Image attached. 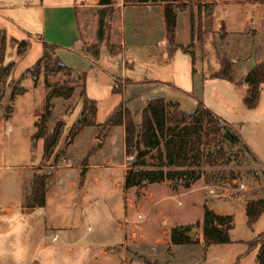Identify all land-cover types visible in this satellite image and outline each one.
<instances>
[{
    "label": "rangeland",
    "instance_id": "obj_1",
    "mask_svg": "<svg viewBox=\"0 0 264 264\" xmlns=\"http://www.w3.org/2000/svg\"><path fill=\"white\" fill-rule=\"evenodd\" d=\"M74 1L0 0V42L4 38L5 65L11 73L0 100V264H231L238 254L237 245H216L205 252L206 247L198 242L201 225L195 212L208 198L225 199L224 190L232 199L264 200V167L245 153L242 140L240 145L224 144L223 158L214 163L204 152L195 160L180 158L173 167L165 165L161 145L160 151L153 150L146 157L149 170L193 172L197 178L189 181V190L182 188L181 180L126 189L124 178L131 158L124 152L122 125L105 131L84 127L72 141L68 133L81 118L84 75L86 97L96 105L94 114L88 108L86 121L94 119L101 124L120 105L122 113L139 124L146 101L163 97L187 112L201 104L232 131L233 126L244 123L243 133L256 137L264 149V86L258 106L248 110L234 85L212 78L230 53L236 59L243 51L254 54L260 50L264 57V26L258 35L223 46L226 28L214 8L207 5L205 19L193 12L191 38L190 26L185 23L187 12L199 4L191 0L175 11H184L169 47L176 50L171 59L162 61L155 48L162 38L166 46L169 44L160 22V4L132 8L123 0H111L110 6L102 9L98 0H76L85 6L75 13L78 38L74 51L92 61L80 71L74 54L61 52L59 58L58 51H49L73 70L52 73L42 57L44 36L38 7ZM245 1L229 0L233 4ZM101 10H105V27L99 42L97 18ZM147 50L154 53L148 55ZM95 51L99 53L97 60L92 57ZM100 56H104L101 63ZM109 58L111 63L107 64ZM193 68L197 71L194 75ZM235 79L237 86L243 82V77ZM61 86L73 88L69 97L48 98L53 88ZM112 89L119 94H113ZM47 112L46 135L54 130L60 133L49 159L44 156L42 139L36 138L39 122ZM33 176L45 179L42 207L30 208L24 200ZM208 188H213L215 195H210ZM135 213L142 215L141 220H134ZM182 216L188 221H181ZM126 217L133 219L124 226ZM186 227L193 233L191 243L173 245L171 230ZM243 228L242 220L236 218L232 237H241Z\"/></svg>",
    "mask_w": 264,
    "mask_h": 264
},
{
    "label": "trees",
    "instance_id": "obj_2",
    "mask_svg": "<svg viewBox=\"0 0 264 264\" xmlns=\"http://www.w3.org/2000/svg\"><path fill=\"white\" fill-rule=\"evenodd\" d=\"M191 0H123L124 4H164L163 17L165 23V31L169 47L173 45V36L176 28V10L187 5ZM108 7V6H107ZM103 7L102 9H106ZM105 10H101L97 18V40L103 39L105 27ZM193 22L190 23V37H193ZM43 49L42 57L45 59V67L52 73L66 72L73 73V70L61 63L56 56L53 58L49 55V51H56V46L45 41L41 42ZM5 40L0 42V100L3 92L8 87L9 65H5ZM175 49V46L173 50ZM98 51L93 52V59L97 60ZM231 62L223 58L220 62V69L212 75L213 79L224 80L230 84H235L232 75ZM40 62L36 63V71ZM84 75L81 76L82 86L80 89V98L83 104L81 118L78 119L70 128L68 140L72 141L84 127H97L105 131L117 125L124 128V152L131 162L128 164V171L124 178V187L141 188L146 184H155L164 181L177 182L182 181V188H189V181H194L197 177L193 172L186 170L167 171L162 168L157 170H149V164L146 157L153 150H159L162 145L164 149V159L167 167L178 165V159L186 158L195 160L200 154L208 157L209 162L214 163L218 158H223L221 151L223 145L234 146L243 144L241 139L232 131L231 127L206 110L203 105L199 104L192 112L183 111L179 104L167 102L163 97L151 98L146 101L145 108L141 114L139 124L134 123L129 114H123L120 105L116 107L107 119L96 124L94 119L85 120L88 108L92 109L94 114L96 105L93 101L86 97L84 89ZM244 83L247 85L246 96L243 103L248 110L257 107L262 86H264V62L255 65L245 76ZM73 88L61 86L53 88L48 98L63 97L67 98ZM113 94H119L114 89ZM47 112L41 118L39 125L40 131L36 138L43 141V152L45 158L51 157L57 143L60 133L54 130L50 135H46ZM204 132L201 136L200 133ZM245 153L252 155L249 149L243 144ZM160 151V150H159ZM45 195V179L39 176H33L30 191L24 200L28 207H42ZM264 212V200H250L246 205V225L251 228ZM232 229L231 216L216 215L205 206L202 208V240L201 244L208 248L212 245H226L230 243L229 231ZM189 228H173L170 232V240L173 245L181 246L191 243L186 236ZM258 249L256 261L257 264H264V234L258 235L250 243H248V251Z\"/></svg>",
    "mask_w": 264,
    "mask_h": 264
},
{
    "label": "crops",
    "instance_id": "obj_3",
    "mask_svg": "<svg viewBox=\"0 0 264 264\" xmlns=\"http://www.w3.org/2000/svg\"><path fill=\"white\" fill-rule=\"evenodd\" d=\"M197 1L199 4L195 6L194 10L192 11L191 8L190 10H188L187 20L185 23H187L188 26H190V23L194 22V15H193L194 11L196 16L200 13L201 16L200 19L202 20V17L204 18L203 14H204L205 6L209 5V8H211L212 6L214 8L213 12L219 17H221L219 20L226 28L225 30L226 35L224 36V39L221 40L223 41V46L228 44V42L229 43L232 42L233 40H242V39L245 40L247 36L258 35L260 33V30H262V27L264 26V3H261L257 0L254 1L247 0L240 4L230 3L229 0H197ZM188 3L189 2H187V5H189ZM126 5L127 6L129 5L132 8H139V7L149 8L151 6H154L155 4L147 3V4H126ZM160 5L162 7L160 22L162 26L165 27L164 17H163L164 4H160ZM83 6L85 5L82 6L78 5L75 0L73 3H68V4L40 5L38 7V9L40 10V16H39L41 23L40 25L44 36L43 39H41V42L46 41L49 44L55 45L57 48L56 52L58 51V53L56 54L58 56L59 53L61 52H69L74 54L79 59L78 62L80 69L78 70L80 71H84L82 69L85 66L90 67V63H89L90 59L74 51V46L76 45L78 38V28L76 25L75 13L78 8ZM187 8H189V6ZM209 11H210L209 14L212 13V10ZM183 12L176 13V24L177 22H179V16L183 14ZM231 13H233V16L231 15ZM200 22L201 21H197L196 23L199 24ZM248 26H249V33L247 34L246 32L248 30ZM55 34L58 36V38L55 37ZM218 44L221 45L222 43H220L219 41ZM175 50L176 49L170 50L168 54V46H166V40L164 38L160 39L158 43V47L155 48V51H158V54L160 55L162 61H168V57L171 59V57L174 55ZM152 53L154 52H150L147 50L148 55H151ZM240 55L241 56H239L238 58L233 59L234 58L233 54L230 53V57L228 58L233 65L234 81L235 82L237 81V79H235L237 77L238 78L243 77V82L241 83V85L237 86L236 84H232L234 85L235 89H237V91L241 93L242 95L241 100L243 101V98L246 96V92L248 88L247 85L244 83V78L255 65L264 62V57L262 56L260 50L255 51L254 54L243 51L240 53ZM165 57L167 59H165ZM102 58H104V56H100V63L101 61H103ZM248 60H250L248 65H245L248 62ZM98 63L99 62L94 63V65H97ZM106 63L107 64L111 63V59L106 60ZM91 68L97 69L96 66H93ZM240 69H242L241 73H239ZM100 70H102L103 72V68ZM97 71H99V69ZM196 72L197 71L195 70V68H193V75ZM202 79L204 80L203 77ZM237 126L238 127L233 126V128L235 129L234 131L236 133L238 132L237 133L238 136L245 144V146L249 149L250 153L258 161V163H260L262 167H264V149L261 148L256 143V137L250 138L249 136L247 137L243 133V131L246 129L244 123H238ZM186 190L189 189L187 188ZM222 196L225 199L214 200V198H208L207 200L202 201L201 204L199 203L200 205L203 204L201 208L200 207L196 208L195 215L197 216L199 224L201 225L200 232L198 234L199 244L201 243L202 240V208L205 206L207 209H209L216 215L231 216L232 218V229L229 231L228 234L230 243L228 245L231 244L237 245L238 254L236 255V258L231 264H241V261H245L249 259L251 260L249 262L250 264H257L256 257H257L258 249L248 251V243H250L258 235L264 234V212L261 214L258 220L252 225V227L248 228L246 225L247 218L245 211H246L247 202L250 200H240L234 198L232 199V197L228 193V190H224ZM197 199L200 201L199 197H197ZM186 213H188L187 215H190L189 212ZM186 217L182 216L181 221L183 222L188 221V218ZM236 218H240L242 220V225L244 226L243 231L240 233V235H238L241 237H232V234L235 230ZM213 246L216 245L209 246L208 248L205 249V252L209 251Z\"/></svg>",
    "mask_w": 264,
    "mask_h": 264
},
{
    "label": "built area",
    "instance_id": "obj_4",
    "mask_svg": "<svg viewBox=\"0 0 264 264\" xmlns=\"http://www.w3.org/2000/svg\"><path fill=\"white\" fill-rule=\"evenodd\" d=\"M208 192H209L210 195H215V193H216V191L213 188H208ZM177 205L178 206H182V204L180 202H177ZM129 209H132V208L129 206ZM133 218H134V220L139 221V220H141L142 215L139 214V213H135ZM132 219H129L128 217L124 218L123 225L125 226L126 224H129Z\"/></svg>",
    "mask_w": 264,
    "mask_h": 264
},
{
    "label": "water",
    "instance_id": "obj_5",
    "mask_svg": "<svg viewBox=\"0 0 264 264\" xmlns=\"http://www.w3.org/2000/svg\"><path fill=\"white\" fill-rule=\"evenodd\" d=\"M97 4L99 7H107V6H110L111 0H98ZM186 236L188 238H192L193 233H188V234H186Z\"/></svg>",
    "mask_w": 264,
    "mask_h": 264
}]
</instances>
